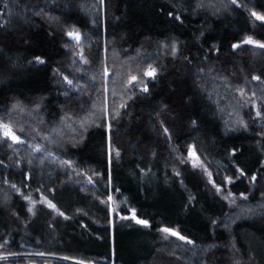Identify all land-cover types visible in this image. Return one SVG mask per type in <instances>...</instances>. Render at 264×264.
Wrapping results in <instances>:
<instances>
[{"label": "trees", "instance_id": "1", "mask_svg": "<svg viewBox=\"0 0 264 264\" xmlns=\"http://www.w3.org/2000/svg\"><path fill=\"white\" fill-rule=\"evenodd\" d=\"M252 12L264 0H0V124L23 141L0 129V264H264Z\"/></svg>", "mask_w": 264, "mask_h": 264}, {"label": "snow or ice", "instance_id": "2", "mask_svg": "<svg viewBox=\"0 0 264 264\" xmlns=\"http://www.w3.org/2000/svg\"><path fill=\"white\" fill-rule=\"evenodd\" d=\"M231 2L233 4H235L236 3V0H231ZM251 15L254 16L257 20L264 21V16H260L256 12H252ZM67 35L69 37L73 38L74 40H77V41H79V39H80V33L78 31H75V30L69 31L67 33ZM244 43H247V44H256L258 47L264 48V43H259L257 41H253L251 37H249L248 39H246L244 41ZM233 47H240V45H233ZM80 55H81V59H84V56H83V53L82 52L80 53ZM36 59L39 62L43 63V61L40 60L39 57H37ZM84 62L87 63V60L84 59ZM155 74H156V70L154 68H150V70H147L144 73V75H148V76H155ZM136 79H137L136 76H132L131 77V81H135ZM253 79L259 80L260 77H253ZM64 80H66L69 84H72V81L71 80H68V78L66 76L64 77ZM143 90L144 91H147V88L145 87ZM241 95H243V91L242 90H241ZM121 107H123V105H121ZM256 114H257V116H259L260 115V112L257 111ZM0 129L3 130V136L10 138L12 142H14V143H23V141L20 139L19 136H17L15 134V132L12 130V128L9 126V124H7V123L0 124ZM20 131H23V129H20ZM165 131H167V129H165ZM8 146L11 147L10 144ZM35 150L36 151H40V148L39 147H36ZM116 154L119 155L118 152ZM252 179L255 180V177H252ZM12 187L15 188V185H12ZM25 198L28 199V197H25ZM48 206L51 207V208H55V205L52 204L50 201L48 202ZM60 215H63V213H60ZM132 219H136L134 213H133ZM136 222L139 223V224L145 225V226H147V224H148V222L146 220H138L137 219ZM161 231H163L165 233H169V234H171L173 236H178V238L181 239V240H185L186 239L183 236H179V234L177 232H175L173 229H170V228H164V229H161ZM187 242L188 243H192V241H190V240L187 241ZM0 247H2V245H0ZM5 258L6 257H0V259H5Z\"/></svg>", "mask_w": 264, "mask_h": 264}, {"label": "rangeland", "instance_id": "3", "mask_svg": "<svg viewBox=\"0 0 264 264\" xmlns=\"http://www.w3.org/2000/svg\"><path fill=\"white\" fill-rule=\"evenodd\" d=\"M252 45L257 46L256 44H252ZM257 47H258V46H257ZM188 158H189L190 165H191L193 168H195V169L204 168V166H203L201 160L198 158V156H197V154L194 152V150H191V151H190V153H189V155H188ZM204 172H205L206 175L209 176V174H208V172H207L206 170H204ZM209 177H210V176H209ZM42 202H45L46 205L48 206V202H49V201L42 199ZM30 205H31V207H29V210H31V209L33 208V205H32V204H30ZM48 207H49V206H48ZM49 209L53 210L55 213H58L57 210H56V207H55V208H51V207H49ZM132 216H133V213L131 214L130 217L132 218ZM135 217H136V216H135ZM133 220H134V222H136L137 218H136V219H133ZM138 220H139V219H138ZM141 225H142V224H141ZM177 237H178V236H177ZM27 256H28V255H27ZM38 257H40V256H38Z\"/></svg>", "mask_w": 264, "mask_h": 264}]
</instances>
